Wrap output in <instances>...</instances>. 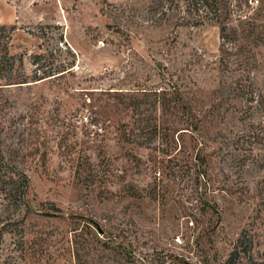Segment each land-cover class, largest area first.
Masks as SVG:
<instances>
[{"label": "rangeland", "instance_id": "rangeland-1", "mask_svg": "<svg viewBox=\"0 0 264 264\" xmlns=\"http://www.w3.org/2000/svg\"><path fill=\"white\" fill-rule=\"evenodd\" d=\"M0 26V264H264V0H0Z\"/></svg>", "mask_w": 264, "mask_h": 264}, {"label": "trees", "instance_id": "trees-1", "mask_svg": "<svg viewBox=\"0 0 264 264\" xmlns=\"http://www.w3.org/2000/svg\"><path fill=\"white\" fill-rule=\"evenodd\" d=\"M204 3H206L207 6H213V8H216L217 9V6H218V0H200ZM6 29L5 26H0V30H4ZM260 37V36H258ZM225 39V37H224ZM6 49V56L9 54V51H8V47L5 48ZM36 58V60L40 59L41 58V55H38L36 54L34 56ZM0 63H2L1 59H0ZM52 63V62H50ZM65 61H61L59 62V64L56 65V68L53 70H45L44 72L38 74L40 72V69L41 68H36L37 70L36 71V80H39L43 77H39L40 75L42 76H46V74L48 73L47 76H50V75H56V74H59V73H63L65 70H66V66L65 65ZM5 69L4 65H0V73L1 71H3ZM27 81L24 79V80H21V81H15V82H9L8 84H18V83H26ZM2 84H0L1 86ZM252 91V90H251ZM7 167L8 170H7ZM7 172H6V171ZM5 171V174L3 175ZM13 168L11 165H9L4 157L0 154V193L4 195V197L8 198L9 200H13L11 197H12V194L17 191L18 192V189L20 187L19 185V182H17V179L15 177L16 173L15 171L13 172ZM7 173V175H6ZM28 188V182H25V185H24V188L21 190V196H20V201L21 203L23 202V199H24V196H25V193H26V189ZM20 193V192H19ZM231 262V259L229 260L228 263Z\"/></svg>", "mask_w": 264, "mask_h": 264}, {"label": "built area", "instance_id": "built-area-1", "mask_svg": "<svg viewBox=\"0 0 264 264\" xmlns=\"http://www.w3.org/2000/svg\"><path fill=\"white\" fill-rule=\"evenodd\" d=\"M177 241H179L180 243H183V238H182L181 236H179V237L177 238Z\"/></svg>", "mask_w": 264, "mask_h": 264}, {"label": "water", "instance_id": "water-1", "mask_svg": "<svg viewBox=\"0 0 264 264\" xmlns=\"http://www.w3.org/2000/svg\"><path fill=\"white\" fill-rule=\"evenodd\" d=\"M99 228V231L101 232V233H103V230L100 228V227H98Z\"/></svg>", "mask_w": 264, "mask_h": 264}]
</instances>
